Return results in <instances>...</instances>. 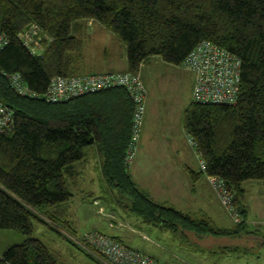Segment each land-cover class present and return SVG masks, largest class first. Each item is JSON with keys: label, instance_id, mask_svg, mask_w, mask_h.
<instances>
[{"label": "trees", "instance_id": "16d2710c", "mask_svg": "<svg viewBox=\"0 0 264 264\" xmlns=\"http://www.w3.org/2000/svg\"><path fill=\"white\" fill-rule=\"evenodd\" d=\"M91 22L125 48L128 72L133 74H140L155 58L182 67L203 42L241 60L237 105L192 103L183 120L206 165L205 175L222 179L234 194V207L242 220L238 229H219L208 219L194 220L154 203L137 189L125 166L134 115L126 91L61 104L42 100L54 78L86 76L74 70L75 56L81 55L82 37ZM32 29L43 48L36 54L20 37ZM0 38L5 44L0 51V105L11 110L15 119L14 126L0 133V231L26 237L23 244L4 253L8 263L59 264L48 247L34 238L40 225L107 264L85 246L83 238L74 241L78 235L69 220L74 198L71 181L76 180L77 164L86 159L95 140L96 145L102 144L107 160L105 182L120 191L121 208L146 225L197 240L245 234L244 185L258 182L264 187V0H0ZM12 76H19L22 86L37 97L18 95ZM114 92L128 102L119 112L118 125L109 118L106 133L107 126L103 132L94 123L100 110L93 99ZM103 114L108 112L104 109ZM189 175L194 183L201 177L192 171Z\"/></svg>", "mask_w": 264, "mask_h": 264}, {"label": "rangeland", "instance_id": "374dc122", "mask_svg": "<svg viewBox=\"0 0 264 264\" xmlns=\"http://www.w3.org/2000/svg\"><path fill=\"white\" fill-rule=\"evenodd\" d=\"M87 28L85 36L88 37L84 39L86 42L84 51L81 55L75 56L76 65L74 70L79 75L98 74L107 70L105 52L108 51L115 58L118 56L115 52L118 48H115V45H120L99 24H96L92 29L88 26ZM95 29L100 31V34L95 33L94 35L93 30ZM120 47L123 46L120 45ZM122 49L124 52L126 51L124 47ZM140 74L145 83L147 98L143 130L134 165H139V173L145 174V171L152 167L151 160L155 162L161 157L174 158L185 151L188 152L190 157H194L195 150L190 146L191 140L183 127L186 108L193 103L191 93L194 81L193 76L183 67L170 66L159 58L151 59L142 67ZM195 160V169L201 173L196 156ZM134 167H126L132 175H134ZM77 169L79 170V164H77ZM152 175L154 176V173ZM135 180L138 186L144 188V190L148 189L146 187L148 181L144 180L141 175H135ZM207 182L211 189L205 187V191L211 200L209 210H215L218 220H221V223L227 228H233V231L238 229L239 225L235 221V214L222 205L218 198L219 201L214 195L215 198L212 196V187L208 180ZM70 188L74 198L69 204V209L71 216H74L78 233V238L74 241L80 240V237L86 231L98 230L104 235L111 234L113 232L112 229H109L111 221L115 222L117 226L122 221L129 222V225L132 223V226H135V222H139L148 240H143V236H136L137 245L147 246L154 253L160 251L156 245L160 246L163 248L162 253L167 258V264L214 263L215 258L213 256H203L198 252L179 246L180 244H175L172 239L175 238L176 234L171 231L162 228L158 230L155 226L142 224L141 219L131 213L123 214L124 210L119 205L120 191L109 187L99 177H95L94 180H83L79 187L78 174L76 180L71 181ZM244 189L248 211L246 226L242 232H245L242 240L244 248L240 253L229 254L224 251L220 252L219 249L215 248L214 250L220 259H223L220 260L222 264H264V187L258 182H250L244 185ZM158 199L157 197L156 200ZM95 202H99L101 205H96ZM101 209L105 214L101 212ZM106 214H114V219L109 218ZM191 216L194 220H203L207 217L201 215L200 211L197 210H192ZM127 228H119L115 231L127 234ZM34 238L48 247L51 253L56 256L59 264L103 263L101 261H98V263L93 259L94 255L91 254L93 256L91 258L92 256L90 257L80 248L44 226L36 225ZM25 240L26 237L16 231H0V254L4 255L8 248L21 245ZM250 247H253L251 251H249ZM230 257L236 258L228 259Z\"/></svg>", "mask_w": 264, "mask_h": 264}, {"label": "built area", "instance_id": "2783aa9c", "mask_svg": "<svg viewBox=\"0 0 264 264\" xmlns=\"http://www.w3.org/2000/svg\"><path fill=\"white\" fill-rule=\"evenodd\" d=\"M37 36L38 32L35 29L20 36L24 44L31 48L33 54L37 53V49L43 51L41 39L36 40ZM4 46V39L0 38V51ZM182 67L194 79L193 104L237 105L241 90L242 73V63L239 58L212 43L203 42L187 57ZM9 79L18 95L31 98L37 97V95L22 86L19 76H12ZM117 89L126 91L134 104L132 135L125 158V166L130 168L137 157V147L146 113L147 90L140 74L127 72L68 78L57 77L51 81L50 87L42 100L50 104H61ZM14 123L13 112L0 105V133L14 126ZM196 155L200 170L205 174L206 165L197 153ZM205 176L221 204L235 214L234 218L237 224L241 223L237 209L234 207V194L227 188L226 183L222 179ZM83 241L89 250L104 259L107 264H162L158 260L99 232L86 234ZM0 264H10L2 254H0Z\"/></svg>", "mask_w": 264, "mask_h": 264}, {"label": "crops", "instance_id": "0c3cea01", "mask_svg": "<svg viewBox=\"0 0 264 264\" xmlns=\"http://www.w3.org/2000/svg\"><path fill=\"white\" fill-rule=\"evenodd\" d=\"M95 25L96 23L91 22L87 26L92 29L95 27ZM93 33L94 35L95 33L100 34V31L95 29L93 30ZM85 37L88 36L84 35L82 38L85 39ZM85 45L86 42L83 40V49L81 51V54L84 51ZM115 46H116L115 48H118V50L115 51L118 54V56H116L118 58L112 57L111 54L108 53V51H106L105 55L107 58L106 59L107 70H105L104 72H100L98 74L128 72L129 68L127 63L126 51L124 52L122 49L123 47H120V45L118 44ZM193 86H194V82H193ZM191 99H192V93H191ZM93 100L95 102L94 104H96V106L99 107L98 109L100 110L99 112H97L98 114L94 118V123H96L98 127L102 128L103 132H105L104 126H107L106 133H108L110 131L108 128V124L110 125L111 122L109 118H114V121L112 120L113 123L118 125L117 118L119 116V112L124 111L128 100H126V98L121 93H116V92L100 95ZM191 105L192 103L189 105V107ZM104 109L105 112H108L107 115L105 114L106 116L103 114ZM106 138L108 139L109 136ZM96 141L97 140H95L92 148L90 149V152L87 153L88 156L86 157V159L83 162L79 163V187L81 186V181L94 180L95 177L97 178L99 177V179L105 181V177L103 173V165L107 162V160L105 158V153L101 150L102 144L96 145L97 144ZM105 145H111V141L110 143L107 142ZM190 146H192V144H190ZM193 148L195 150V147ZM195 156L197 157L196 150L194 157H190V155H188V152L185 151L182 152L181 155H178L177 157L174 158L161 157L158 158L155 162L151 160L150 164L152 165V167L148 168L145 171V174L147 175L139 173L138 171L139 165L137 166L134 165V163L136 162L134 161L132 165V167L135 166L134 175L130 173V176L132 177L137 189L143 195L147 196L150 200H152L154 203L187 214L191 218H192L191 216L192 210L200 211L201 215L207 216L204 219L210 220L217 228L233 231V228H227L226 226H224V224L221 223V220H218L215 210H209L211 208V200L209 195H207V192L205 191V187H207L209 190L211 189L209 188L206 176L202 172L200 173L198 170L195 169V161H196ZM190 171H192L197 175H201L200 178H197V181L195 183L192 181L189 175ZM153 173L154 176L152 175ZM135 175H141V177H143L144 180L148 181L147 182L148 185L146 186L148 188L147 190H144V188L138 186L135 180ZM213 195L215 196V194L212 192V196ZM155 197L156 198L158 197L159 199L156 200ZM95 204L97 205L100 203L95 202ZM101 212L104 213L103 209H101ZM124 212L122 213L128 214V212L126 211ZM106 215H108L109 218L111 219H114L115 216L114 214L112 215L106 214ZM69 220L73 223V227L76 230L77 229L76 222L74 216H71L70 211H69ZM141 222L142 224H145L142 220ZM128 223L129 222L127 221L125 222L122 221L117 226L115 222L111 221V224L109 225L110 227L109 229H112L113 232H111V234H105V235L114 238L122 242L126 246L138 250L158 260L159 262L161 261L162 263L167 264L168 263L166 260L167 258L162 253L163 248H161L160 246L156 245V247L159 248L160 251H156L154 253L152 250L147 248V246L144 247L142 245H137L136 236H143V240L145 241L148 240L144 234V230L140 227L141 225H139V222H135V226H132V223L131 225H129ZM124 227H128L127 228L128 231H126L127 234H122V232L115 231L118 230L119 228H124ZM155 228L158 230L160 229L159 227L156 226ZM91 232H99V231L98 230H92L88 232L86 231L82 234L80 238H83L86 234ZM174 237L175 238L172 239V241L175 244H180L179 246H182L193 252H198L203 256L206 255L213 256L215 258L213 264H222L220 260H223L220 259L219 255L215 252L214 250L215 248L219 249L220 252L223 251L225 252L224 249H229L227 250L229 251V253H240V251L244 248V245L242 243V240L244 238L243 234L233 237L209 238L206 240H197L194 237H190V235L187 236L186 238H183L182 236L179 237L178 235ZM252 249L253 247H250L249 251H251ZM231 258L234 259L236 257H230L228 259Z\"/></svg>", "mask_w": 264, "mask_h": 264}]
</instances>
